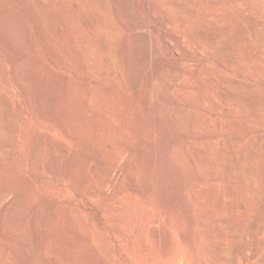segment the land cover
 Masks as SVG:
<instances>
[{
    "label": "rangeland",
    "instance_id": "obj_1",
    "mask_svg": "<svg viewBox=\"0 0 264 264\" xmlns=\"http://www.w3.org/2000/svg\"><path fill=\"white\" fill-rule=\"evenodd\" d=\"M104 1L108 15L118 28L117 48L122 57L127 54L126 37L132 32L152 35L163 51V59L156 68L165 77L160 97L164 105L159 120L160 149L153 148L154 117L147 111L140 94L141 89L147 87V78V82L144 78L137 89L127 86L119 76L101 78L88 67V57L83 56L79 43L70 35L69 25L59 28L60 24L49 8L41 7L37 0H0V66L7 80L0 71V184L11 189L6 193L7 198L0 201V216L5 218L3 226H0V264H204L206 252L212 257V251L224 259L235 256L237 264H264V233H254L256 228L252 225L257 223L260 215L264 217L260 214L263 212L264 183L251 186L240 172H236L238 176L227 173L236 165L235 161L244 163L246 167L252 160L251 164H255L264 177V145L255 154L257 156L248 159L242 158L241 153L229 143L231 139L244 138L247 141L252 137H264V75L261 71L264 60L250 63L245 74L225 66L213 50L189 43L182 36V30H196L207 25L208 32L212 33L213 20L228 13L236 17L232 24H218L222 32L234 36L239 28H243L247 33L246 15L251 13V9H256L255 13L262 15H258L256 20L264 18V4L256 0L217 5H213L212 0H163L159 14L154 15L147 0H126L130 1L128 3H131L136 16L147 18L149 23L147 27L131 28L122 26L115 8L116 0ZM173 1L178 2L180 9L170 7ZM61 5L69 19L79 24V38H82L78 41L96 36L85 30L76 13L70 12L69 2ZM191 11L196 13L193 15ZM169 17L177 21L176 27L168 25L166 18ZM42 22L45 31L41 28ZM174 31L176 37L171 35ZM89 55L95 58L99 52L97 54L93 49ZM146 70L147 67L144 72ZM205 70L224 82L237 80L243 94L250 99L256 96L262 102V108L223 101L218 88L203 79ZM198 76H203L199 82ZM189 91L195 97L186 98L185 93ZM205 93L218 100L219 111L213 110L206 96L205 100L200 99ZM117 97L120 98L117 100ZM128 97H132V101L129 102ZM134 103L137 113L131 112ZM191 107L195 121L183 125L178 114ZM64 112L71 116L68 114L67 117ZM107 119L112 122L119 142H106L112 154L103 158L95 148L85 143L84 137L91 123L95 121L98 128L103 129L107 126ZM221 121L222 128L219 126ZM69 125L77 128L79 139L67 134L71 129ZM218 139L227 141V144L217 148ZM179 145L199 149L206 146L210 161L202 160L195 164L192 160L195 150L183 152L181 159H176L170 153ZM145 146L152 147L153 151L146 150ZM129 147L131 151L125 159L127 176L129 174L128 179L143 189L135 194V199L144 208H149L151 218L166 212L165 219L171 218L176 223L170 228L173 239L170 253L166 256L162 255L163 242L152 234L148 233L149 236L141 241L136 238V241L126 230L120 217L125 210L119 200L109 198L115 187H102L94 167H90L89 162L90 166L86 167V154L93 149L98 161L109 165L124 148ZM219 149L225 150L223 159ZM158 153L163 156L162 167L167 184L163 193L164 203L158 192ZM214 165H219L217 170ZM226 189L234 190L235 194L223 202L217 196ZM104 190L108 191L103 194ZM247 192L255 193L249 208L242 205ZM6 203H10V207L7 208ZM261 222L263 230L264 221ZM235 230H239L238 233ZM241 230H247L242 239L251 245L247 260L233 251ZM220 240L228 245V249L219 250Z\"/></svg>",
    "mask_w": 264,
    "mask_h": 264
},
{
    "label": "bare ground",
    "instance_id": "obj_2",
    "mask_svg": "<svg viewBox=\"0 0 264 264\" xmlns=\"http://www.w3.org/2000/svg\"><path fill=\"white\" fill-rule=\"evenodd\" d=\"M60 1H61L60 3H57V2H52V1L47 2L46 0H37V2L40 4L41 7H47L55 14L56 21L58 22V24H60L59 28H62L65 24L69 25L70 35L76 40L75 41L76 43H79L80 46L78 48H82L83 56L88 57V58L90 57V60H88V58L86 60L88 61L87 62L88 67L92 71L97 73L103 79H107V78H110L113 76H116V77L119 76L123 79V81L125 82V84L127 86H130V87H133L136 89L139 87L140 83L144 80V78H145V82H147L146 78L148 79L147 87L145 89H141V91L140 90H138V91H140V94H142L143 100L145 101V107H146L147 111L149 112V114H151L154 117L153 118L154 140L152 142L154 145L153 144L152 145H153V148L155 146L156 150L158 151L160 149V146H161L160 144L162 143L161 142L162 139H161V137H159V135H160V133H159L160 129L159 128L161 127V126L159 127V120H161V118H162V109L164 108V105H162V102L160 101V97L163 94V88L165 85V77H164L163 73H159L160 71L158 72L156 69L157 65L162 61L163 55H164L162 49H160L157 46L156 39L152 35L144 34L145 32H143V33H140V32L133 33L132 32V34H129L126 37L127 54L125 55V57H122V54L120 52H118V48H117V42H118L117 38L119 37L118 33H117L118 28L112 22V19L108 15L109 10H108V7H107L104 0H60ZM147 1H148L149 8L151 10V13L154 15H158L159 11L161 9V5H162L163 0H147ZM237 1H245V0H212V4L213 5L214 4L217 5L219 3L220 4H233ZM256 1L260 2V4L261 3L264 4V0H256ZM62 2L63 3H65V2L70 3V6H71L70 12L77 14V18L80 21V23L83 25L85 30L89 34H95L96 35L94 38L92 37V38H89L87 40H79V41L77 40L79 38V34H80V32H79L80 30H79V26H78L79 24H77V22L75 20L69 19V15L62 8V5H61ZM128 2H130V1L116 0V6L117 7H115V8L117 11V15L122 20V21H120V20L119 21L123 22L122 26L125 25V26L131 27V28L132 27H147L149 24L148 20H146L147 18L145 19L144 17L141 18L142 16L141 17L136 16L131 3L129 4ZM170 7L172 9H176V8L180 9L177 1L176 2L173 1L171 3ZM250 12L251 13L247 12L249 14L246 15L247 16L246 22L248 23V27H249V32H247V33L244 32L243 28H242V30H241V28H239L238 34L235 33L236 35L234 34V36L222 32L223 29L218 27V24L219 23H222L224 25L232 24L233 19L236 17V16L234 17L233 13H228L225 15L221 14L222 16L219 14L220 17H218L216 15L218 17V19L216 17H214V18H216L215 20H217V21L213 20V22H212L213 23L212 33L208 32V25H207V27H199L196 30H184V31L182 30L183 39L189 43H197L203 49L213 50V54L215 53L216 56L222 61V63L225 66L234 67L236 69H239L242 73L246 74L249 71V68H250L249 64L250 63L252 65V63L260 62V61L264 60V21H263L264 18H261L262 15L259 12L257 14L255 13L256 9H253V10L251 9ZM195 13H196V11H191V14L194 15ZM258 15L261 16V17L259 16L260 17L259 19H262V20H259V19L256 20V17L258 18ZM1 19H2V14L0 12V20ZM166 19H167V23L169 26L176 27L175 25L177 24V21L175 19H173L172 17L171 18L169 17ZM239 23L241 24V22H239ZM151 26H152V24H151ZM41 28H43V30L45 31L44 22H42ZM156 29H157V27H156ZM230 29L232 30V28H230ZM63 35H64V33H63ZM82 35H80V36H82ZM171 35L172 36L175 35V37H176L177 33L174 31V32H172ZM81 38H79V39H81ZM218 46H219V48H218ZM217 48L219 49V51H217ZM93 49L97 51V54L99 52L98 57L92 58L90 55L88 56V53L91 52ZM80 51H81V49H80ZM124 51H126V50L124 49ZM82 52H80V53H82ZM83 61L86 62L84 58H83ZM12 64H14V63L12 62ZM145 67H147V70H146L147 72L146 71L145 72L147 73L146 75H148V76H146L144 74L145 73L144 72ZM263 67H262L261 71L263 72V75H264V68ZM0 71H1V74L3 75L4 80L7 82L6 75H5L4 70L1 66H0ZM203 76H204V78H203ZM203 76H198L196 78L197 81L199 82L203 78L206 80V82L209 85L216 86L220 92V97L223 101H225V102L237 101V102H239L243 105H246L247 107H250V108H254V109L262 108L263 104L256 96H255V98L250 99V98H247L243 94V91L241 89L242 86L240 85V83L237 80H234V79L230 80L229 79V80L224 82L220 79L215 78V76H213L212 73L207 71V70H205L203 72ZM21 84H23V83H21ZM221 85L224 87L219 89V87ZM185 95H186V98L187 97L190 98L191 96H194V94L193 93L191 94L190 91L186 92ZM134 96H132V97L134 98ZM204 96L207 97L206 101H208L210 104H212L213 110L215 112L219 111L218 100L213 95H211L210 93H205V95L201 96L200 99L205 100ZM124 97L125 96H123V98ZM118 98H120V97H117V100H118ZM123 98H122V100H123ZM131 98L128 97L127 100L130 102V101H132ZM192 98H191V100H192ZM194 99H196V98H194ZM143 100H141V101L143 102ZM129 102H127V103H129ZM131 103H133V102H131ZM135 104L136 103L132 104V106H133V110L131 111L132 113L133 112L137 113V111H138L137 105H135ZM120 106H119V108H120ZM66 113H67V117H68L69 113L68 112H66ZM66 113L64 112V114H66ZM69 115L71 116V114H69ZM136 115L137 114H135L134 116L136 117ZM178 117H179V119L183 125L192 124L195 121L193 108L191 107L187 111H180V113L178 114ZM80 120L81 119H79V121ZM73 121H71V122H73ZM88 121H89V119H88ZM106 122H107L106 123L107 126H105V128H103V129H99L97 124L95 123V121L93 123H91V126H90L91 128L84 137L85 143L88 145H91L93 148H95L98 151L97 154L103 158L104 157L109 158V157H111V154H112L110 152L109 148L106 146V142H108V141L110 143L111 142L112 143L119 142L116 139V136H115L116 131H115L114 127L112 126V122L109 119H107ZM87 124H89V123H87ZM219 126L221 128L223 127L222 121L219 123ZM69 127H71V126L69 125ZM69 127H67V128H69ZM75 128L71 127V129L67 132V134H69V136H71V138H78L79 133L76 130L77 128L76 129ZM66 131H67V129H66ZM79 137H80V135H79ZM258 138L252 137L251 139L247 140L248 142L244 138L231 139L229 143H231L233 145V148L236 152L238 151L241 153L240 155H242V158L250 159L253 156L254 157L257 156L255 154L258 151H260L262 146L264 145V137L260 136V138L259 139ZM13 139H14V137H13ZM13 139H12V141H13ZM84 139L82 138V140H84ZM12 143L14 144V141ZM142 143L144 144V142H142ZM52 144H54V143H52ZM226 144H227V141H225L223 139H218L217 148H221V147L225 146ZM82 145H84V143H82ZM49 146H51V145L49 144ZM143 146L144 145H142V148H143ZM57 148H58V146H57ZM66 148H65V150H66ZM177 148L179 151L177 150ZM177 148L176 149L174 148L170 153L176 159H178V158L181 159V156H183V152L190 153L192 150H195L193 155H192V160L195 164H197V165L200 164V162L202 160H204V162L210 161V155L208 152V148L206 146H204V148L199 149V148H194L191 146L179 145V147H177ZM95 149H93L94 154H93L92 150H91V153L89 151V154H86L87 160H88L86 162V167H88L90 165H92L90 167H94V170H96V174H98L99 181L103 185L102 187H105L108 185H110L109 188L111 187V185L115 187V189L113 190L114 192H112V193L110 192L111 194H109V198L111 197V198H114L116 200H119L121 207L125 210V212L120 217H121V222L124 225V227L126 228V230H129V232L131 233V235L134 236L136 241H137V239L139 241H141V239H145L149 236V234H152L157 239H159L163 242L164 246L162 249L163 250L162 255L163 256L168 255L170 253L169 252L170 243L173 239V236L170 233V231H171L170 228L176 226L175 225L176 223L173 220H171V218H168V219H170V221H169L170 223H167L168 219H167V217L165 219V216H164V215H166V212L164 215L162 214L156 218H151L148 215L149 208L148 207L144 208L143 205H141L137 201V199H135V194L140 192L141 190L143 191V189L140 188L139 186H137L132 180L128 179L129 174L127 176L128 171L126 169L125 159L127 158L128 153L131 151L130 147L124 148L122 150V152H120L119 155L115 158L113 163H111L109 165H106V163H102V162L98 161L96 154H95V151H96ZM145 149L146 150L149 149V146H148V148L146 147ZM150 149H152V147ZM88 150H90V148ZM152 151H153V149H152ZM160 151H162V150H160ZM219 151H220V149H219ZM224 151H220V153H221L220 155L222 156L221 159H223L225 157V156L223 157V155H222V153ZM41 152H42V150H41ZM36 154H37V152H36ZM67 155H68V153H67ZM79 155H80V152H79ZM79 155L77 153V157ZM84 155H83V157H85ZM158 155H159V153H158ZM74 156L76 157V155H74ZM41 157H42V155H41ZM143 158H144V156H143ZM158 158H159V167H158L159 172H158V179H157L158 192H159V196H160L162 202L164 203V200H166V199H164L165 197H164L163 193L165 190L164 187L167 184H166L165 179H164L165 173L163 172V167H164L163 162H162L163 156L159 155ZM83 159H85V158H83ZM144 159H146V158H144ZM85 160H83V161H85ZM146 160H145V163H146ZM80 161H82V160L80 159ZM80 161L78 160L79 163H80ZM88 162L90 165L87 164ZM225 162H227V161H225ZM235 162H236V165L233 168H230L229 171L227 172L229 175H236L238 172H240V175L242 174V177L245 179L246 182L251 184V186H256L259 184H260L259 186H261L264 183L263 173H261V175H260L261 170H259V168H256V166H254L255 164H253V165L251 164L252 160H251V162L249 160V162H248L249 164H247L246 167L244 166V163H241L240 161H235ZM62 163H63V161H62ZM224 164H226V163H224ZM55 166H56V163H55ZM83 166L86 169L85 164ZM260 166H262V165H260ZM213 167H216V170H217L219 165L218 166L214 165ZM71 168H74V167H71ZM81 171H82V169H81ZM74 173H73V175H74ZM79 173H81V172H79ZM84 175H85V172H84ZM237 176H238V174H237ZM79 178H78V180H79ZM81 178H82V176H81ZM72 181H74V180H72ZM81 181H82V179H81ZM100 182H99V184H100ZM75 183H77V182L75 181ZM82 183H84V182H82ZM73 184H74V182H73ZM87 184H88V181H87ZM79 186H78V188H79ZM87 187H88V185L86 186V188ZM142 187H143V185H142ZM96 189H97V187H96ZM9 190H11L9 186L0 184V201H3L4 199L7 198L6 193ZM87 190H89V189H87ZM105 191H108V190L102 191L103 194H105L104 193ZM234 194H235L234 190L226 189L223 192V194H219L218 196L217 195L216 196L218 199L221 197L223 199V202H224V200L227 201V200H230L231 198H233ZM253 194L255 195V193H253ZM253 194L251 192H247L244 194L245 198H244V201L242 202V205L245 208H247L248 206L251 205L249 203L252 200V198L255 197V196H253ZM163 203H161V204H163ZM10 205H11L10 203L5 204V206L7 208L10 207ZM263 206H264V204H263ZM263 206H262L263 212L260 213L261 210H258V211L260 214H262L264 216V207ZM255 214H256V212H255ZM260 217H262V216L260 215ZM260 217L258 218V221L255 220V221H257L256 224H252V225H254V228H256L254 233L255 232L257 233L258 231H260L261 233L263 231V233H264V229L261 230L262 227H260V225L262 223L261 220L264 221V217H262L263 219L259 220ZM164 219L166 220V222H164ZM4 222H5L4 216L3 217L0 216V226H3ZM262 226H263V224H262ZM235 231L237 232L239 230H235ZM246 232H247V230H241L240 238L238 240H236V242L234 241L235 243L233 242L234 243L233 251H235L237 254L243 256V258H246V260H247L249 257V251L251 249V245H250V243H247V242L243 241V239H242L243 235H245ZM256 236H257V234L254 235V237H256ZM237 237H236V239H237ZM253 239L254 238H252V240ZM256 242H255V244H256ZM251 244H253V243H251ZM195 246H196V244H195ZM227 246L223 240H220V242L218 244L219 250L224 251L225 249H228ZM260 246H261V242H260ZM143 248H145V247H143ZM254 254H255V252H254ZM234 257L228 256L227 258L224 259L220 255L215 254V252H213V251H212V257H210V254L208 255V252H206V260H205L206 262L204 264H210V262H211V264H237V262L235 260L236 258H234ZM196 259H197V257H196ZM258 259H260V258H258ZM162 264H174V262L162 263Z\"/></svg>",
    "mask_w": 264,
    "mask_h": 264
}]
</instances>
